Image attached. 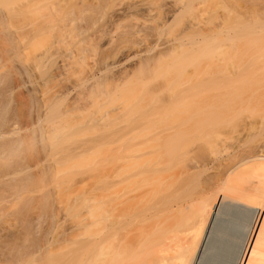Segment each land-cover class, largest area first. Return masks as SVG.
Returning a JSON list of instances; mask_svg holds the SVG:
<instances>
[{"label":"bare ground","instance_id":"6f19581e","mask_svg":"<svg viewBox=\"0 0 264 264\" xmlns=\"http://www.w3.org/2000/svg\"><path fill=\"white\" fill-rule=\"evenodd\" d=\"M148 1L150 2H147V0L130 1L126 4L121 5L115 11L117 14L137 13L140 15H150V13H152L153 11L155 12V9L157 8L155 7V9H153V7L150 6L152 5L151 3L156 4L157 2L154 0ZM163 1L164 3L166 2L165 0ZM199 1L203 2L205 0ZM201 2H194L193 4H191L192 2L190 4L185 3L183 6L179 7L180 9L176 11H171V8H175V6L171 5L172 7L169 10L170 6L167 7L168 5L163 4L162 1L161 4H159L160 2L158 0V5L160 6H158L157 9H163V11L156 10V12H158L159 14L165 12L164 18H161L163 17V14L160 15V19H162L163 21L161 20V24L158 23V29L153 27V30L151 29L152 34H146L143 33L142 29L135 28V26L129 27V29L125 32L124 36L121 37L122 39H117L118 41L116 40L117 42L115 41L116 43H114L112 47L110 46L111 44H108L110 46V52L109 54L107 53V57L104 56V60L107 61L111 59L112 62L107 65L111 68L106 67V69H114L115 72L118 70L116 76H118V78L120 76L123 78L124 71L122 70V68L124 66L120 67L123 72H121V70H119L120 68L118 67L124 63V60L129 58V52H131V49H138L141 48L143 45L145 46L146 43L138 44L135 41L130 40V34L132 29H138L140 33L148 35L151 39L155 38V40H151L150 38L149 39L152 42L155 41L156 43L146 49V55L140 56V60L138 61L139 63L136 64L137 66L132 71L129 72L126 70V72H128L131 77L133 76L132 78H134L137 74H139V76H141L140 74H142V76L145 75L143 74L145 73V70L150 71V68H153L155 63L163 62L164 64L162 63V65H165L164 59H166L169 54H172V56L175 55L173 54L175 52L178 53L182 51L181 56L178 60V63H180L181 65H184L185 60L187 59H189V61L190 59L192 60L193 56L191 54V51L195 50L196 48H200L204 44H207V42L212 41L211 39L215 40L223 36V34L225 35V32H223L225 31L224 29L227 27V25L231 24V22L229 24L228 22H225L227 23L225 27L222 23V26L225 27L224 29L223 27H221L220 29H218V27L216 26L214 27L215 24L211 25V27L213 28L209 27V29L206 27L205 29L203 27L191 29L189 27L192 26L188 25V28H184L182 33L180 32V34L176 35L175 37L173 36L174 38L170 37L172 39L168 38L167 40V37L165 35H170V33L172 32V30H169L168 28L173 26L176 27L182 21V18L188 17V15L193 11V9L195 10V8L197 7H194L195 3L196 5H199V3ZM30 3L31 1L28 2V4ZM32 4L33 3H31V7L34 6ZM24 5H27V3H25ZM24 5L20 7V9H24ZM28 7H30V5H28ZM28 7L26 6L25 9L27 8L28 10ZM174 8L172 9L174 10ZM31 9L32 8H30V10ZM43 9H41V11ZM47 9L49 10L48 12H50V9ZM103 9L104 7L101 10ZM24 11L25 10H20L19 12L20 14H24ZM34 12H30V14H34ZM44 12L45 10L43 11V14ZM100 12L102 13V11ZM156 15L155 17H157ZM151 16L153 17V14H151ZM44 17H47V15H45ZM44 19L45 21L47 20V18ZM241 21L242 20H240L239 25L237 24L236 27H233H235V29L241 28L242 31H245L248 27V25L246 27L244 26L246 25L247 21H244L243 25ZM176 23L177 25L175 26ZM220 24L216 25L220 27ZM234 25H236V23ZM240 25L243 27H241ZM185 27H187V25ZM233 27L231 25L229 28H226L228 29L226 32L228 33L229 31H231ZM86 31L87 29L84 32ZM167 32L170 33L167 34ZM220 34L222 35L220 36ZM215 35L220 37L216 36L214 38ZM228 36L229 35L227 34V36L225 37L228 38ZM222 38H224V36ZM230 38L231 36H229V39ZM21 39L23 40L22 37ZM18 40H20V38ZM144 50H140L139 52L142 53L144 52ZM43 59H45V57H43ZM167 59L169 60L170 58L168 57ZM39 62L42 63V61ZM202 62L203 64L206 63H204V61ZM42 64H44V62ZM169 64L167 66L165 65L159 68L160 73H164L165 75L168 71L166 68H170ZM222 66L225 67L227 65L225 64L224 66L222 64ZM214 67L216 68H210L211 70L208 68L211 74L215 73L214 70H220L216 73L220 74L224 71V75L225 71L227 70H224L221 65L219 66V68H217V65ZM222 69L223 71H221ZM98 71L100 73H103L104 69L101 68ZM209 71L207 72L208 74L210 73ZM172 72L173 71H170L167 76L169 77V75L173 74L177 75L176 73ZM92 73L90 75L93 77L90 76V78L96 80L94 82L95 84H92V89L90 88L91 92L89 91L90 94L88 95L90 97L88 96V100H90V98H92L94 95L95 96L93 98L95 99V97H100L104 93H101V95L100 93L99 95H97L98 93H95V91L99 92V90L101 89L100 86H104L102 85L104 81L103 78L94 79V77L97 76V73ZM212 75L214 76V74ZM209 78L211 77L209 76ZM220 78H223V76ZM93 88L97 89L94 91ZM102 91L103 90L101 89L100 92ZM60 95L61 94H59V96ZM82 95L81 99H84L85 97H82ZM61 96L58 98L55 97V101L58 100L55 106L58 105V102L60 103V101L62 102L64 100L65 96ZM93 98L92 100H94ZM78 99L76 100L79 101L80 99ZM233 99H235V97ZM51 103L54 102L52 101ZM72 105V108L70 105H68V107L66 106L68 109H65H67L68 111L66 110V112H64V115L62 114V111H58L59 107L54 106V109L57 108V113L56 111H52L51 105L50 108L54 114L59 115V112H61L60 114H62V119L63 117L65 119L67 117L68 119L69 115H71L70 123H73L74 119H71L72 114L74 115V113H76L75 111L79 112L80 110H78L79 106L76 107V103L74 104L72 102ZM225 105L228 104L226 103ZM126 114L127 118H125L122 123L123 127L118 130V127H120L119 124L115 125L117 127L115 128L114 126V128L117 129V131L112 129V131L109 130V133L112 132L111 134H107V132L103 134L107 138L110 137V141L108 142L111 144L112 147V150H110V148L108 147L110 144L108 143L107 148H109V150L111 151L112 154H110L112 156L108 154V161L111 164V173H109L110 171L106 172V170H109L110 168L106 169L105 172L110 175H107V177L102 178V181L103 179H105L104 183L109 182L104 184L106 188H97L96 185L93 186L91 189L89 188V192L86 191V194H82V197L81 195L78 196V194H75L78 197L72 195L73 198H69L70 204H68V206L65 208V212L63 211V214L65 213L63 215V221L60 219L63 224H68H65L67 227L64 226L65 231L62 235V237H64V242L68 250L66 251L67 253L65 252L67 255L64 253L62 257L57 258V262L63 260L64 258V260L66 259V262L64 261L65 264H186L188 260H191L192 264H205L206 261H226L227 264H264V249H262L256 243L257 240H261L260 229H264V112H259V114L257 113L258 115L256 116L251 115L254 117L253 119L249 115H247L249 117H246L244 112L242 114V111H237L235 109H211L208 107L204 109L182 108L174 110L132 109ZM6 116L9 115L6 114ZM6 116H4V112L0 113V120L3 121V123L0 124V137L4 133L5 134L3 136L5 137L8 131H2H6V129L10 126V119L8 117L6 118ZM55 116L53 118H55ZM74 117L75 116H73L72 118ZM103 117L104 116H102V118ZM98 118L99 117H97L96 119ZM59 119L55 120L59 122ZM103 119L104 120L103 122H101V124L105 127L108 122H105V118ZM99 120L98 122H100ZM113 120H111V122ZM63 121L65 120L63 119ZM94 121L97 122L96 120ZM94 121L88 120V122L92 123ZM114 121L112 122V124L114 123ZM111 122L108 123L107 127H105L107 130L110 128L109 124L110 126L112 125ZM125 122L126 124L124 126ZM60 123L64 124V126L68 124L71 125L70 123H63L62 121H60ZM6 124H9V126H6L7 128L5 129L4 127ZM93 124L95 127L96 123ZM93 124L92 126H90L93 127ZM102 125L96 126L101 128ZM64 126L61 127V129H59L60 127L58 129L56 128L53 132V136H49V138L52 137V139L54 140V135L57 134L58 137L56 136V138L59 139V135L63 134V132H65L64 130L68 128V126ZM1 128L4 129L2 130ZM15 128L16 127H14L13 130H15ZM12 132L15 133L14 131ZM8 134L9 137L11 132ZM50 134L52 135L51 132ZM97 136L99 137V135ZM100 136L103 137L102 135ZM105 137L103 138L107 140V138ZM2 139L3 138L0 139V142H2ZM5 139H7L8 141L11 140L8 139L7 136ZM26 139L24 138V140ZM106 140H103V142H106ZM49 141L51 142L52 140ZM101 141L102 140H100V142ZM9 142V144L4 145L6 141H3V143L0 145V206L3 203H5V206H10L11 204L12 206H14L15 209H17V206H19V204H21V202L26 199V197L29 198L30 195L32 196V194H34L36 190H38V193H40L41 189L42 192L44 188L46 189V187L47 189H50L48 188V186H51V184L54 183V180H57L55 176V174L57 175V173H55L56 169H53V167L56 166L52 167V170L55 173L53 174L54 177L53 175L48 174H51V169L47 172V170L52 166L49 164L50 162H47L49 161V159H55L56 156L62 154L64 155L63 158L61 157L63 160H65V158V161H68V159H72L69 163H74L72 162L73 160H80L81 158L83 159V157L86 158V155H90L92 152H94L91 149L94 145H97L96 142H90L91 144H94L93 146L89 142H87V144H85V142H83V144L79 142L80 144L76 145H74L73 143L72 145H65L68 147H66L65 149H61L64 144L62 145L60 143L62 146L59 148L58 151L57 149H55V151H51L50 149L49 151L47 150L50 148L49 146L54 145L56 141H54L55 143L53 142V144L51 145H49V143L46 145L48 146V148L45 147L46 150L42 148V151L44 150L42 152L44 153L43 157L48 159L47 161L44 160L48 164L47 166H45L48 167V169H44V164H40L38 167L42 166L43 170H39V172L36 171L35 173L32 172L35 170H31V164H24L20 158L19 159L21 161H17V156H20L19 150L26 146V141H23L24 144L21 149H19L21 147L19 146V144L21 145V140L19 144V140H17V143H15V140ZM101 143L100 145H102ZM104 144L106 143H103V145ZM100 145L98 144V146ZM54 148L55 147L53 146V149ZM17 151L19 152L18 155ZM40 157L39 161L41 160ZM61 158H59V161H61ZM53 163L54 162H52L51 164ZM57 163L58 162L56 161L55 164ZM77 165L78 163L75 165L74 171L76 172L77 167V169L79 168L78 171L81 170V172L77 173V171L76 174L72 170V173L70 171L71 174L68 173V178L66 179L65 175V179L61 177L62 180L64 179L66 180V182L68 181L71 184H75L77 180L78 182H80L82 180V177H85L87 170H85L86 172L83 173L84 170ZM106 165H108V163ZM105 166L103 165V167ZM90 171H88V173ZM81 173H83L84 175ZM48 175L51 177L49 178ZM79 176V179L81 180L78 179ZM19 177L20 179H18ZM60 180L58 178V182H62ZM66 182L64 183L66 184ZM78 182H76L77 185L79 184ZM104 185L102 184V186ZM55 187L53 186V188ZM217 187L227 191L228 198L225 199L224 193L221 192L218 197V200H213L212 204L209 205L208 214L205 220L206 227L204 230V234H202L199 240H197L193 236V224H195L200 212L202 211L201 201L204 199L207 190ZM37 188H39L40 190ZM99 188L101 191H99ZM47 189L44 190L46 191V193ZM102 190L104 193L108 190V194H105L106 196H102V194H104ZM51 192L52 191H50V193ZM97 193H99V196H101L100 200H97V198H99V196H97ZM25 194L29 197H23L25 196ZM47 194L49 196V193ZM37 197L36 202L38 200ZM104 197H107V199H103ZM18 200L20 201V203ZM39 201H41V198L39 199ZM89 202L93 203L92 221L90 223H87L84 227L88 230H86L88 234L90 232H94L93 235L91 234L93 237L81 232L82 228L80 225L74 226L73 224L79 220L82 208L87 207ZM89 205L91 204L89 203ZM225 205L228 206L231 212V216L229 218V230L232 234L231 238L226 244H221L218 248L210 249L208 244L209 239L212 236L213 229L216 228L217 220L220 215V208L224 207ZM21 207H23V205H21ZM24 207H26V205H24ZM6 208L9 207L7 206ZM8 210H6V212ZM33 210L35 212V210L37 209ZM33 210L29 211L33 212ZM45 211H47V208ZM27 212L25 213L28 214ZM7 213L5 215H7ZM17 213L21 215L24 214L23 211V214L19 211ZM2 214L3 212L1 213V215ZM16 214H12V216ZM29 215L32 216L33 214L29 213ZM16 217H14V219H16L17 221L19 215L18 218ZM56 217L54 218L53 213V218L56 219ZM60 217L61 216H59V218ZM27 218H29V216L25 218V221L27 220ZM37 218H35V220L34 218H32L31 221H28L29 224H31L32 221L34 222L37 220V224L35 222L34 224L38 226V222L43 218L41 216L42 219H40L39 215ZM16 224L14 225L16 226ZM41 224L42 223L40 221L39 225ZM90 228H93L94 230H91ZM36 229L38 231V228L36 226H32V228L30 227L29 232L31 231L33 235L37 234ZM47 230L48 231L44 230V233L43 231L41 232L42 237H40V242L44 240V243H39V245L43 244L45 246L46 242V246L44 247L45 249L49 244L48 241L50 240L48 237L52 234L53 228L51 229L49 227ZM85 234L91 239L83 238V236L87 237ZM26 236H28V232ZM20 237H22V235ZM35 248L34 250L35 252L38 251L37 253H41V251L43 252L44 250L43 248V250H41V247L39 246H36ZM1 252H3L1 253V255L3 256L4 254H6L4 253L5 250L3 249ZM253 253H255V255ZM26 254L28 255V253ZM1 255L0 258H2L3 261L5 260V257L7 259V256L1 257ZM30 256H32V253ZM57 262L55 261L54 264H57Z\"/></svg>","mask_w":264,"mask_h":264},{"label":"rangeland","instance_id":"374dc122","mask_svg":"<svg viewBox=\"0 0 264 264\" xmlns=\"http://www.w3.org/2000/svg\"><path fill=\"white\" fill-rule=\"evenodd\" d=\"M30 1L31 3H33L32 5H34L33 7H31V3L28 4V2ZM33 1L35 2V4ZM107 1L0 0V3H12L16 5V7L12 9H5L4 7H0V113L4 112V116H6L7 114L9 116H6V118L8 117L10 119V126L9 124H6L4 127L6 129L9 126L7 128L9 130L6 129V131H2L8 132L6 133L5 137L3 136L5 134L4 133L2 135L3 137L1 136L0 139H5L7 136L8 139H11L9 140L11 142L12 140H15V143H17V140H19L18 144L21 140V145L19 144V146L21 147L19 149L22 148L24 142L26 141V146H24L21 150L18 149L20 151V156H17V161L21 159L24 164H31V170H35L32 172H39V170H43V167L44 169H48V167H45L48 165L46 163L48 159L44 158V153H42L44 150H46L45 147L48 148V146H46L47 144L50 143L49 145H51L54 141H56V143L54 142L56 146L55 144L49 146L50 148L47 149L49 151L50 149L51 151H55V149H57L58 151L63 144L64 145L61 147V149H65L66 147H68L65 145H72V143L76 145L80 143L83 144V142H85V144H87V142H96V146H98V144L100 145L103 140H106L103 138L105 137L103 135L105 132H107L108 134L110 132L109 130L112 131V129L117 131V129H115L117 126L115 125L118 124L120 126L118 127V130L123 127L122 123L125 118H127L126 113H128V111L132 109L174 110L182 108L204 109L207 107L211 109L230 108L231 110L235 109L237 111H242V114L244 112L246 117H249L251 115L256 116L259 114V112H264V0H205L203 2L199 0H165V3L163 0H159V4H161L162 1L163 4L168 5L167 7L170 6L169 10L172 6H175V8L172 7L174 8V10L171 8V11L180 9L179 7L183 6L185 3L190 4L192 2L191 4H193L194 2H201L199 3V5H196L195 3L194 7L197 6L195 10L193 9L188 17L182 18V21L178 25L176 23V27L173 26L174 28H168L169 30H172V32H169L170 35H165L166 33L164 34L167 37V40L168 38L172 39L170 37H175L176 35L180 34V32L182 33L184 28H188V25L192 26L189 27L191 29L199 27H203L204 29L206 27L209 29L211 25L215 24L214 27L216 26L218 27V29H220L221 27H223L222 23L226 27L227 23L225 22H228V24L231 22V24L227 25L226 28H229L231 25L232 27H236L237 24L239 25L240 20H242V25L244 21H247L246 25L244 26L246 27L248 25V27L245 31H242L241 28L235 29V27H233V29H231V31H229L228 33L226 32L228 29L223 27V29L225 28V31H223L225 32V35L223 34L224 38H222V34H220L221 37L215 35L214 38L216 36L220 38L215 40L211 39L212 41H209L210 43L207 42V44L202 45L200 48H196L195 50L191 51L193 59H190V61L189 59L185 60L184 65L178 63L182 51L178 53L175 52L173 53L175 55L172 56V54H169L166 59H164L166 66L170 63V68H166L168 71L165 75L164 73L162 74L159 71V68L165 65H162L163 62H159L155 63L153 68H150V71L145 70V73H143L145 75L142 76V74H140L141 76H139V74H137L136 76L139 78H137L136 76V78H132L133 76L131 77L129 73L126 72V70L130 72L137 66L136 64L139 63L138 61L140 60V56L146 55V49L156 44L155 41H151L155 40V38H150L151 40L149 39L145 46L143 45L141 48H133L130 50L131 52H129V58L124 60V63L122 62L124 65L122 64L118 67L120 68L124 66L122 68V70L124 71L123 78L121 76V78H118V76H116L118 70L115 72L114 69H106V67H109L107 65H109L112 60L110 59L105 61L104 56L107 57V53L109 54L110 52V46L112 47L114 43H116L119 39H122L121 37L124 36L129 27L135 26V28L142 29L143 33L152 34L151 29L153 30L154 25L161 22L162 19H160V15L163 14V17L161 18H164L165 12H160L161 14H159L158 12H156V10H159L157 9V7L156 9L153 8L155 9V12L153 11L154 13L152 12L150 13V15H140L137 13L117 14L115 10H117L121 5L134 0ZM154 1H156L157 3H154L158 5V0ZM147 2L150 1L147 0ZM25 3H27V5H24ZM23 5L24 9H20V7H22ZM28 5H30V7H28ZM26 6L29 8V11L27 10V8L25 9ZM103 7L104 9L101 10ZM30 8L32 9L30 10ZM47 8L50 9V12H48L49 10ZM19 9L25 10L26 12L24 11V14H20ZM41 9L43 10L41 11ZM44 10L45 12L43 14ZM160 10L163 11V9ZM100 11H102V13ZM30 12H34V14H30ZM151 14H153V17L151 16ZM45 15H47V17H44ZM155 15L157 17H155ZM44 18H47V20L45 21ZM241 18H243L244 20ZM235 23L236 25H234ZM216 24H220L221 26L219 27ZM186 25L187 27H185ZM86 29L87 31L84 32ZM169 33L167 32V34ZM226 33L231 36L230 39L229 36L228 38L225 37L227 36ZM18 37L20 38V40H18ZM21 37L23 38V40L21 39ZM108 44L111 45L109 46ZM140 50H144V52L140 53ZM43 57H45V59H43ZM168 57L170 58L169 60L167 59ZM39 61H42V63L44 62V64ZM202 61L206 63L203 64ZM220 63H222L224 66L226 64V68L223 67ZM219 64L221 65V67H223L224 70L227 69L228 71L226 70L223 75V69L221 70L223 72H221L220 74L216 73L220 70H214L216 75L215 73H212L214 74L213 76L208 68L215 69L216 67L214 66L216 65L218 66L217 68H219ZM101 68L104 69L103 73H100L98 71ZM119 70H121V68ZM122 70L121 72H123ZM170 71H173L172 73H176L177 75L173 74L169 75L168 77L167 75ZM208 71L211 75L207 73ZM92 72L97 73V76L94 77V79L103 78L104 81V83L102 84L104 86H100L103 90L102 92H100V88V90L98 89L99 92L95 91L97 88H93V90L96 94L98 93L97 95H99V93L100 95L101 93H104L100 97H95V99L93 98L95 96L94 93V96L92 97L94 100H92V98L88 100V94H90L89 91L91 92V87L95 84L94 82L96 80L90 78V74ZM209 76L211 78H209ZM222 76L223 78H220ZM58 93L63 95H60L61 97L65 96L64 100L62 102L60 101V103L58 102V105H56L57 107H59L58 111H62L63 115L64 112H66V110L68 109V105H72V102L74 104L76 103V107L79 106V109H77L80 111H75L77 114H72V117L75 116L74 118L71 117L72 120L74 119L73 123H70L71 115H69L68 119L67 117L66 119L63 117V119L65 120L63 121V119L61 118L62 114H60L61 112H59V115L53 113L55 111L57 113V108H54L56 107L55 104L58 101L57 98L60 97ZM81 95L85 98L81 99ZM55 97H57V101H55ZM234 97L235 99H233ZM76 99H78L80 102ZM52 101L54 103H51ZM226 103L228 105H225ZM49 104L51 105V107L54 104L52 107L53 112L51 111ZM81 107L83 110L81 109ZM50 111L53 115L50 113ZM54 116L55 118H53ZM102 116H104L103 118H105V122L107 121L108 123H110L111 120L114 119L118 123L113 120L115 124H112V121L111 124L113 126H110L109 124L110 128L107 130L105 127L108 126V123L105 127L101 124V122H103L104 120ZM253 116H251L252 119L254 118ZM97 117H101L102 119H96ZM59 118H61L62 120ZM55 119H59V122ZM53 120L56 122H54ZM88 120H96L97 122H93L96 123L95 127L94 124L92 122H88ZM98 120L100 122H98ZM60 121L67 124L70 123L71 125L68 124L70 127L68 125H65L68 126V128L64 130L66 133L63 132V134L60 133L61 135L58 134L60 136L59 139L56 138L57 134H55L54 138L56 140H53L52 137L49 138V136H53V132L56 128L58 129L60 127L59 129H61V127L64 126V124L60 123ZM92 124L93 127H91ZM125 124L126 122L124 123V126ZM96 125H102L103 127L101 126L100 128ZM14 127H16L15 130H13ZM10 130L14 131L15 134H17H12L13 132ZM9 131L11 132L10 136L14 139H12L10 136L8 137V133H10ZM50 132L52 133V135L50 134ZM97 135H99V137ZM100 135H102L103 137H101ZM24 138L26 140H24ZM3 139L2 142H0V145L3 143V141H6L4 145L10 143L7 139ZM49 140H52V143ZM100 140L102 141L100 142ZM108 141H110V137L107 138L106 142H103L106 144L103 145V143H101V147H96L94 144L90 143L92 146L94 145L91 149L94 152L90 150L92 152L90 155L88 154L86 155V158L83 157V159L81 158L80 160H73L72 162L74 163H69L72 160L71 158V160L68 159V161H65L66 158L65 160H63L62 158L64 155L62 154V156L59 154L60 157L59 155L56 157L54 155L55 159L58 160L51 158L52 156L49 157L51 159H49V161L47 162H50L49 164L52 166H49L50 168L47 170V172L51 169V174L48 173L49 175L57 173V175L55 174L57 180H54V183H56H52L51 186L49 185L48 188L50 189H47L46 187L49 196L46 191H44L46 190L45 188L43 189V192L45 194L41 191L42 189L40 190L39 188H37L40 190V193H38V190H36V194L33 192L34 194H32V196L30 195L31 198L25 194V196L23 197L28 196L29 198H22L24 200L21 202V204H19V206H17V209H15L11 204L10 206L7 205L9 208H6L7 206H5V203L1 205L2 207L0 206L2 208V210L0 208V212H3L2 215V212L0 213V255L1 253H3L1 252L3 249L5 250L4 253H6L4 254V256H7V259L5 257L4 261L2 258H0L1 262H13V264H20V262H30V264H54L55 261L57 262V258L62 257V255L68 250L64 242V237H62L65 231L64 228L67 227L66 225L68 224H63L61 220L63 221V215L65 214H63V211L65 212V208L68 206V204H70L69 198L71 199L73 198V196L78 197L79 195H81L82 197V194H86L85 192L88 191L89 188L91 189L96 185L97 188H106L104 184L109 183H104L105 179H103L102 181V178L110 175L106 172H109L111 170V164L108 161V157L109 155L112 156V153L110 151L112 150V147ZM108 143L110 144L109 146ZM53 146L55 147L54 149ZM107 146L110 148V150L109 148H107ZM42 148L44 149L43 151ZM18 153L19 152L17 151V155ZM37 155L41 160L43 159V162L41 160L39 161V157ZM59 158H61V161H59ZM51 161L54 163L51 164ZM56 161L58 162L57 164H55ZM75 161L78 163L77 166L84 170H82L83 173H85V170H87L85 177L83 176L84 174L81 173L83 174L82 180L79 179L80 176L78 177V179L81 180L80 182H78V180L76 181L79 183L78 185L76 182L75 184H71L68 181L66 182V180H64L65 175L67 179L69 176L68 173H70V171L72 173V170H75V165L77 164ZM107 163L108 165H106ZM40 164H44V166L38 167ZM103 165L106 166L103 167ZM52 167L54 170L56 169L55 173L52 170ZM92 168L95 170H93ZM108 168L110 169L106 170ZM78 170L79 168L77 169L76 167V172ZM90 170L93 171L91 172ZM88 171L90 172L88 173ZM76 172L74 171V173ZM79 172H81V170L77 173ZM109 173H111V171ZM50 177L51 176H49V178ZM61 177H63L64 179L62 180ZM58 178L59 180L61 179L60 181L62 182H58ZM18 179H20V177ZM63 181L66 182V184ZM102 184L104 186H102ZM52 185L54 187L56 185V187L53 188ZM50 191L52 192L50 193ZM99 191H101L100 188ZM107 191L104 193L102 190V192L104 193L102 194V196H106L108 194ZM75 194H78V196H76ZM35 196H38L37 202ZM97 196H99V193H97ZM49 197L52 198L53 203L51 198ZM40 198L41 201H39ZM100 198L101 196H99L97 200H100ZM105 198L107 199V197H104L103 199ZM45 202L46 204H48L46 205ZM92 202H89L91 205H89L88 203L89 207L87 206L82 208L79 220L76 223H73L74 226L80 225L82 228L81 232L86 233L89 236H92L94 232H90L88 234V230L85 229L84 226L92 221V208L94 203ZM21 205H23V207L24 205H26V207H24L25 209L21 207ZM46 208L47 211H45ZM33 209L37 210H35L34 212ZM6 210H8V213L6 212ZM17 210L20 213H22L23 211L24 214H22L24 215V217L23 215L17 213ZM29 210H33V212ZM25 212H27L28 214H26ZM6 213L8 217L7 215H5ZM9 213H17V217L16 215L12 216V214ZM29 213L33 215L31 216L29 215ZM53 213L54 218L57 216L56 219L53 218ZM38 215L40 216V219L43 218L42 220H40L42 223L41 225H39L40 221L38 222V226H41L40 228L36 225ZM28 216L29 218H27L26 222L25 218ZM59 216L61 217L59 218ZM14 217L18 218L21 223L18 220L16 221ZM32 218H34V220L35 218H37V220L34 221L36 224H34L33 221L31 222V224H29L28 221H31ZM13 219L17 222L18 226ZM8 220L10 223L8 222ZM24 221L26 222V224ZM13 223L16 224V226ZM22 226L27 227L24 228ZM32 226H36L38 228V231L36 229L37 234L33 235L31 231L29 232V229L30 227L32 228ZM49 227L51 229L53 228V232L48 237L50 241H48L49 244L47 243L48 246L45 249L44 247L46 246V242L45 246L43 244L39 245V243L41 242L44 243V240L40 242V237H42L41 232L43 231L44 233V230L48 231L47 229ZM90 229L92 230L93 228ZM24 231L26 232V234ZM27 232L28 236H26ZM20 234L22 235V237H26L22 238L20 237ZM83 238L91 239L88 236H83ZM34 243L38 245H35ZM36 246L41 247V250L44 249L43 252H35L34 248ZM26 253H28V255ZM31 253L32 256H30ZM2 256L3 255H1V257ZM65 260L63 258V260L59 262L61 263L63 261L62 263L65 264ZM59 262H57V264H60Z\"/></svg>","mask_w":264,"mask_h":264},{"label":"snow or ice","instance_id":"6c2138e0","mask_svg":"<svg viewBox=\"0 0 264 264\" xmlns=\"http://www.w3.org/2000/svg\"><path fill=\"white\" fill-rule=\"evenodd\" d=\"M155 8L158 7L156 4L150 5ZM0 7H4L5 9H12L16 7L15 4L12 3H0ZM156 29H158L159 25H154ZM115 35V34H114ZM150 37L148 35L140 33L138 29H132L130 34V40L135 41L138 44L147 43ZM3 121L0 120V124ZM15 134V133H13ZM224 193V198H228V193L222 188H213L207 190L204 199L201 201V209L197 221L193 224V236L199 240L200 236L204 234V230L206 227L205 220L208 214L209 205L212 204L213 200H218L220 193ZM231 216V212L227 205L220 208V215L217 220L216 228L212 231V236L209 239V248H218L221 244H226L228 240L231 238V232L229 230V218ZM261 232V240H257L256 243L264 249V229H260ZM255 255V253H253ZM0 264H13V262H0ZM20 264H30V262H20ZM186 264H192L191 260H188ZM205 264H227L226 261H206Z\"/></svg>","mask_w":264,"mask_h":264}]
</instances>
